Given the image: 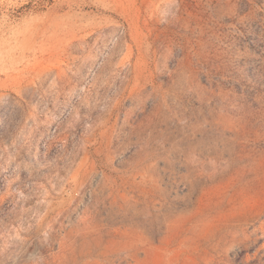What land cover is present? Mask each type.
I'll return each instance as SVG.
<instances>
[{
    "label": "rangeland",
    "instance_id": "374dc122",
    "mask_svg": "<svg viewBox=\"0 0 264 264\" xmlns=\"http://www.w3.org/2000/svg\"><path fill=\"white\" fill-rule=\"evenodd\" d=\"M0 264H264V0H0Z\"/></svg>",
    "mask_w": 264,
    "mask_h": 264
},
{
    "label": "trees",
    "instance_id": "16d2710c",
    "mask_svg": "<svg viewBox=\"0 0 264 264\" xmlns=\"http://www.w3.org/2000/svg\"><path fill=\"white\" fill-rule=\"evenodd\" d=\"M47 1H49V0H47ZM34 2H29L27 5H26V7H33L34 9H42V8H40V7H43L44 5H42V3L41 2H37V3H34Z\"/></svg>",
    "mask_w": 264,
    "mask_h": 264
}]
</instances>
